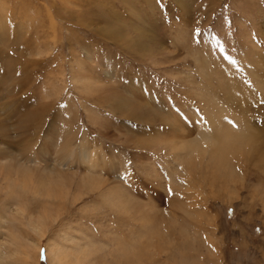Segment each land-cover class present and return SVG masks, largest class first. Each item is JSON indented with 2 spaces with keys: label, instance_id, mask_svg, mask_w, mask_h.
<instances>
[{
  "label": "rangeland",
  "instance_id": "1",
  "mask_svg": "<svg viewBox=\"0 0 264 264\" xmlns=\"http://www.w3.org/2000/svg\"><path fill=\"white\" fill-rule=\"evenodd\" d=\"M49 244L264 264V0H0V264Z\"/></svg>",
  "mask_w": 264,
  "mask_h": 264
},
{
  "label": "bare ground",
  "instance_id": "2",
  "mask_svg": "<svg viewBox=\"0 0 264 264\" xmlns=\"http://www.w3.org/2000/svg\"><path fill=\"white\" fill-rule=\"evenodd\" d=\"M82 146H81V149H80V151H79V154H81V159L83 160V161H85V162H88L90 165H92L94 162L92 161L94 158L91 156V154H90V149H89V147H87V145H85V144H81ZM68 159H70V158H68ZM68 159H67V161H66V163H69L68 162ZM11 161V158L9 159V162ZM87 163V164H88ZM95 164V163H94ZM94 164H93V166H94ZM20 165V164H19ZM66 165L67 164H65V165H60L61 167H66ZM68 166V165H67ZM26 165L25 164H23V165H21V168H25L26 169ZM7 169H9L8 167H7ZM23 170V169H22ZM27 170V169H26ZM18 171V170H17ZM5 173V172H4ZM19 175V174H18ZM119 176V175H118ZM117 176V177H118ZM125 182V181H124ZM125 185V184H124ZM21 187V186H20ZM127 192V191H126ZM16 211V213H14V214H12V216L11 217H13L14 219L15 218H20V217H24V215H23V212L20 210H18L17 211V209L15 210ZM48 216H49V214H48ZM55 218V217H54ZM20 220V219H19ZM18 220V221H19ZM37 220H41L40 218H35V217H33V216H28V223H29V225H30V227L33 229V230H35L39 235H41L40 237H43L44 236V232H42L41 230L44 228L43 226V223H38L37 222ZM23 222V221H22ZM22 224H24V223H22ZM42 233H44V234H42ZM9 238H11V239H13L14 241L16 240V236L14 235V234H12V235H9L8 236ZM34 244H35V242H34ZM51 244H52V242H51ZM51 244H49L48 245V248H47V251L48 252H51V251H54V250H57L58 251V253L56 254V256H53L52 254H49V256H51V257H55L54 259H53V261H54V263H53V261L51 260V262H52V264H66V262L65 261H67V257H65V259H64V257L62 256V254L59 252V248H57L56 247V249H53V248H55L54 247V245H52V247H51ZM53 244H55V243H53ZM47 252V253H48ZM53 254H54V252H53Z\"/></svg>",
  "mask_w": 264,
  "mask_h": 264
}]
</instances>
